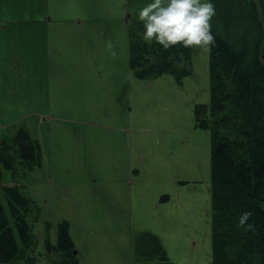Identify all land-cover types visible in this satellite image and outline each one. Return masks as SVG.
I'll return each mask as SVG.
<instances>
[{"label":"rangeland","instance_id":"rangeland-1","mask_svg":"<svg viewBox=\"0 0 264 264\" xmlns=\"http://www.w3.org/2000/svg\"><path fill=\"white\" fill-rule=\"evenodd\" d=\"M148 0H0V134L26 130L42 166L0 163L40 210L33 264H51L67 223L79 264H136L156 235L172 264H213L210 46H190L192 72L139 79L130 30ZM27 259L21 264H28Z\"/></svg>","mask_w":264,"mask_h":264},{"label":"trees","instance_id":"trees-1","mask_svg":"<svg viewBox=\"0 0 264 264\" xmlns=\"http://www.w3.org/2000/svg\"><path fill=\"white\" fill-rule=\"evenodd\" d=\"M215 40L210 45L211 100L198 111L199 126L211 132L213 169V264H264V0H213ZM130 30L131 65L139 79L171 74L179 80L192 72L191 48L165 49ZM42 147L26 130L13 140L0 134V163L23 173L41 167ZM13 184L0 198V264H21L38 245L33 230L40 210ZM251 211L252 229L239 225ZM48 225L45 247L56 255L51 264H79L65 222L54 245ZM136 264H172L160 239L142 233ZM28 264H33L32 261Z\"/></svg>","mask_w":264,"mask_h":264},{"label":"clouds","instance_id":"clouds-1","mask_svg":"<svg viewBox=\"0 0 264 264\" xmlns=\"http://www.w3.org/2000/svg\"><path fill=\"white\" fill-rule=\"evenodd\" d=\"M213 0H148L139 9L143 30L139 35L146 42L155 41L163 48L210 46L214 40L211 19L215 15ZM252 212L243 211L239 225L252 229Z\"/></svg>","mask_w":264,"mask_h":264},{"label":"water","instance_id":"water-1","mask_svg":"<svg viewBox=\"0 0 264 264\" xmlns=\"http://www.w3.org/2000/svg\"><path fill=\"white\" fill-rule=\"evenodd\" d=\"M76 253V252H75Z\"/></svg>","mask_w":264,"mask_h":264}]
</instances>
